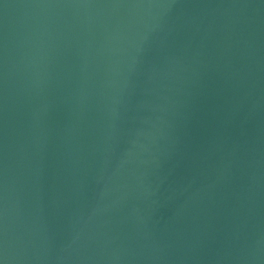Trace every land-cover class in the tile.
<instances>
[{
	"label": "water",
	"instance_id": "1",
	"mask_svg": "<svg viewBox=\"0 0 264 264\" xmlns=\"http://www.w3.org/2000/svg\"><path fill=\"white\" fill-rule=\"evenodd\" d=\"M0 264H264V0H0Z\"/></svg>",
	"mask_w": 264,
	"mask_h": 264
}]
</instances>
